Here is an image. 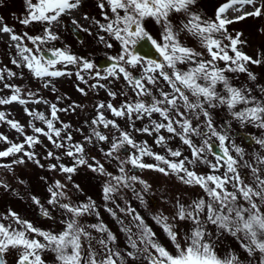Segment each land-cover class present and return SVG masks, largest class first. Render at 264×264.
<instances>
[{"label":"snow or ice","instance_id":"1","mask_svg":"<svg viewBox=\"0 0 264 264\" xmlns=\"http://www.w3.org/2000/svg\"><path fill=\"white\" fill-rule=\"evenodd\" d=\"M25 3L28 15L21 19L20 23L29 25L38 22L45 25L43 37L39 35L33 37L25 33L27 39L37 45L35 53L32 48L17 43L24 66L36 78L44 80L50 77L71 75L70 72L56 68L58 64L81 65V70L94 68L92 62L77 57L66 49H55L52 51V58H46L40 48V44L45 40L58 39L50 29L51 22L58 21L63 14L78 9L81 6V0H37L36 3H33V0H25ZM106 3L110 7L113 18L105 13V19L108 22L100 24L99 27L120 43L121 52L118 56L109 58L113 63L104 70L103 76L96 71L95 77L119 79L122 74L137 99L135 102L126 101L119 107L113 106L110 102L107 105L100 103L97 106L98 115L91 124H102L105 129L111 125L118 131L120 130L115 120L107 119L103 111H100L105 108L110 110L115 117H127L130 121L133 116L135 119H143L145 116L151 118L153 114H159L162 121L151 120V128L145 126L135 130L151 135L153 132L159 133L161 129H164L172 136L179 137L182 143L191 149L192 158L185 157L178 162L169 160L164 155L154 153L148 147L147 142L138 145L129 132L121 131L119 138L112 137L110 149L104 152L106 157H112L113 153L128 147L137 150L127 159L115 157L120 163V175H113L106 171L104 165L95 157L92 158L94 163H88L84 155V145L79 143L71 145L65 152V155L73 159L72 166L53 164L50 168L59 167L60 172L69 174L67 176L69 181L72 179L71 174L76 173L79 166H86L91 171L108 177L102 188L105 201L112 199V195L120 187H131L132 183L139 180L137 176H129L126 173V164H131L134 168L153 169L164 175L175 174L182 183L202 188L208 199L206 201L201 197L188 205L177 200L174 206L175 213L171 217L162 212L152 216L173 244L175 253L157 241L156 233L134 208L128 206L121 209V212H126L130 216L131 223L136 229L133 233L131 227L119 221L122 225L121 231L127 234L128 245L132 249L122 254L112 247L116 242V235L102 222L88 226L101 234H106V238L97 241L99 251L93 247L92 240L95 238L81 225L79 218L93 213L98 216L99 213L95 211V202L89 198L88 202L79 205L61 203L60 198L67 195L63 191L66 185L55 181L54 185L48 189L50 193L48 203L58 205L66 213L71 214L69 219L62 221L63 230L59 233L43 231L33 227L30 222L21 220L15 212L10 213L16 223L23 227L17 229L12 225L5 226L0 223V264H6L2 257L9 248L20 250L17 264H45L42 258V253L45 251L55 255L57 264H126V257L135 260L141 254L146 257L148 264H242L239 255L235 252L229 251L223 257L217 254L213 233L207 230L209 225L215 226L217 238L224 233L236 238L249 257L259 254L261 257L259 264H264V167H262L264 156L256 154V166L247 161L241 164L245 150L232 141L228 135L231 121L225 122L221 126L222 130L218 131L210 112V109L225 106L232 120L238 121L241 128L247 124L260 129L261 137L249 136L247 139L253 140L254 143L264 148V99L252 96L250 89L234 85L226 75L228 72L247 73L249 79L255 80V75L248 72L246 64L249 62L259 64L261 61L254 60L238 49L241 34L237 33L235 38L228 34L226 25L234 21L224 16L227 10L236 4L253 5L255 8L253 12L236 16V20L244 19L245 16H260L264 5L255 7L256 0H229L228 3L218 8L215 20H205L198 13L191 11L196 0H106ZM98 6L104 9L105 3L101 2ZM233 10L239 11L235 8ZM121 11L123 15L120 14ZM173 14H178L183 19H178L174 24L171 19ZM149 18L161 28L160 42L153 38L145 28V21ZM0 32L13 33V29L4 25L0 28ZM181 33L194 38L200 50L184 45L181 42ZM216 34H220V38H217ZM23 38L16 34L11 35L13 41L19 42ZM100 40L107 47H112L105 37L101 36ZM225 40L227 43L224 42ZM138 44L141 48L149 46L150 50L155 51L162 59H146L141 56L136 50ZM218 62H223L224 67H219ZM13 63L17 61L13 60ZM178 65L188 66L187 70H182ZM135 69H139L138 74L132 71ZM9 75H15V73L10 72ZM76 75L80 80H84L79 71ZM3 79V71L0 70V80ZM161 79L169 90L165 91L163 87H160ZM49 84L50 81L46 82L44 87H48ZM149 85L156 87L158 96L153 95ZM218 85L222 86L223 94L217 90ZM5 87L12 86L5 84ZM80 91L84 92L83 89ZM261 91L264 92V89ZM27 95L31 97L35 94L28 92ZM109 95L115 98L116 94L109 92ZM124 95H127V92ZM42 100L43 98H40L35 102L40 103ZM13 102L28 103L21 97L19 87H15L10 97L0 98V104L7 105ZM43 102L47 103V101ZM49 107L51 118H47L41 112L28 111L34 119L44 122L48 129L46 131L33 124V131L44 135L55 147L63 148L65 145L54 139V137H61L62 131L55 127L54 121L59 120L57 115L59 111L66 112L68 109H59L56 104H51ZM2 121H6L18 132H24V127L18 121L8 120L6 114L0 111V122ZM69 127L68 124L63 125L64 129ZM131 127L135 128L134 122ZM93 136L98 141L109 140V137L102 134L96 127L92 128V135L86 136L85 140L92 143ZM197 137L202 138L200 145L195 143L194 138ZM213 138L218 141V145L212 142ZM0 139L6 142L8 140L2 135ZM66 139L71 141V135L67 134ZM155 142L158 145H164L166 139L163 135H158ZM38 143H41L38 135H26L23 143H11L6 150L0 151V157L24 152L30 160L34 159L33 152L25 151V144L33 147ZM101 151L103 152V149ZM233 151L235 156L232 154ZM168 152L172 157L182 155L180 150L168 149ZM205 153H211L215 157L216 162L211 164L213 171L224 168L223 174L200 175L185 166V161L193 165L201 161L210 163ZM47 155L49 158L54 156L52 152H48ZM145 156L153 157L160 163H143ZM55 159L59 160L60 157L56 156ZM13 163L22 164L24 160L21 158ZM36 163L39 164V161L37 160ZM161 164L166 167H162ZM245 168L251 172V182H248L247 176H242ZM139 183L144 185L145 189L150 187L143 180H139ZM3 186L6 187V185ZM229 186L232 190H229ZM74 187L79 189V185H74ZM133 191L135 192L134 189ZM135 195L141 203H144L140 193H135ZM33 200L36 204L40 203L35 197ZM107 211L116 217V212L111 208ZM42 214L49 215L46 210H42ZM173 220L190 221V231L181 234L174 230V225L171 223ZM33 233L42 237L43 242L40 239L30 238ZM133 236L136 238L134 239Z\"/></svg>","mask_w":264,"mask_h":264},{"label":"rangeland","instance_id":"2","mask_svg":"<svg viewBox=\"0 0 264 264\" xmlns=\"http://www.w3.org/2000/svg\"><path fill=\"white\" fill-rule=\"evenodd\" d=\"M224 1L226 0H196V4L192 7L191 11L198 13L205 20H215L216 12ZM36 2L37 0H33V3ZM100 2L105 3V1L96 0V6H91V3L89 6V0L81 1V6L78 9L63 14L58 21L51 22L50 29L58 39L45 40L40 44L42 50L46 49L53 51L55 49H66L70 51L71 54L92 62L94 68L92 70H81V65L65 66L63 64H58L56 68L64 70L65 72H70L71 75L50 77L41 80L36 78L33 73L24 66L22 56L17 48V43L32 48L35 53L37 45L28 40L25 33L33 37L38 35L43 37L45 35L43 30L45 25L38 22H33L29 25L20 23V20L28 15L25 0H0V28L7 25L13 29V33L0 32V70L3 71L4 76V79L0 80V98L10 97L15 87H19L21 89V97L28 101L26 104H20L18 102L7 105L0 104V111L6 114L8 120L18 121L24 127V132L21 133L13 129L6 121L0 122V135L8 138L7 142L0 139V151L6 150L11 146V143H23L26 135H38L41 141V143L33 147H29L25 144V151L33 152L35 154L34 159L30 160L24 152L8 157H0V223L8 226L11 225V222H16L15 219L10 216V213L15 212L21 220L33 223V227L35 228L53 233L61 232L64 228L62 221L69 219L71 214L66 213V211L61 209L58 205H50L48 203L50 199L49 187H52L55 181H60L62 184L66 185L63 191L67 194L66 197L60 198L61 203L79 205L88 202L89 198L91 201L95 202V211L98 212L99 215L97 216L95 213L91 215L85 214L80 217L79 220L81 225L84 226L87 231L91 232L92 236L95 238L92 240V245L97 251H99L97 241L101 238H106V234H101L88 226L100 222L106 225L107 228L116 235V242L112 245L115 250L120 251L122 254L127 251H132L128 245L127 234L121 231L122 225L119 222L123 221V225L131 227L133 233L136 232L134 225L131 223L130 216L126 212H121V209L130 206L144 218L145 222L156 233L157 241L169 251L175 253L173 244L163 232L162 228L155 223L152 216L162 212L164 215L171 217L175 213L174 206L177 200L185 205L201 197L207 201L208 197L202 188L182 183L175 174L164 175L153 169L146 168H140L134 171L131 164H126L125 171L129 176H137L139 180L145 181L150 187L145 189L144 185L140 184L138 180L132 183L131 187H120L119 190L112 195V199L105 201L102 188L108 177L93 172L86 166H79L76 173L71 174L72 179L69 181L67 179L69 174L60 172L59 167H57V169L50 168V165L53 164L57 166L60 164L72 166L74 161L71 157L65 155V152L71 145L79 143L84 145V155L88 163H94L95 161H93L92 158L95 157L97 161L104 165L106 171L113 175H120V163L115 157L119 156L121 159H127L129 155L137 150L128 147L120 152L113 153L112 157H106L104 152L110 149L112 137L115 136L119 138L121 131L129 132L132 139L138 145L147 142L148 147L154 153L164 155L169 160L178 162L185 157L189 159L192 158L191 149L184 145L179 137L172 136L164 129H161L159 133L153 132L151 135L135 130L145 126L151 128V120H156L158 122L162 121L159 114H153L151 118L145 116L143 119H135V116H133L130 121L127 117H115L110 110L105 108L100 111H103L107 119L115 120L120 130L118 131L111 125L105 129L102 124H91L92 120L98 115L97 106L100 103L103 102L107 105L110 102L113 106L119 107L126 101L135 102L137 99L131 87L123 79L122 74L119 79H114L112 77L101 79L100 77H95L96 71H99L101 76H103L104 70L110 67H99L95 56L105 54L110 57H116L121 52L120 43L108 36V34L99 27L100 24H106L108 22L101 16L100 13L102 11H105L110 18H113L108 4L105 3L106 7L101 9L98 6ZM261 12L262 14L258 16L257 19L250 20L251 18H245L226 25L228 34H231L234 38L237 33L241 34L239 37L241 43L237 45L238 49L254 60L261 61L259 64H252L250 62L246 64L248 72L255 75V80L249 79L247 73H226L231 83L238 87L250 89V94L252 96H256L255 85H257L259 91L264 89V8L261 9ZM120 14L123 15V11H121ZM85 16L87 18H85ZM68 19L74 20L82 30L84 34L82 40H77L75 37L73 38L69 35L70 32L66 24ZM171 19L173 23L176 24L178 19H183V17L178 14H173ZM145 28L153 38L160 42L161 28L159 25L149 18L145 21ZM12 34L24 38L19 42L13 41L11 39ZM101 36L105 37V40L112 44L111 48L107 47L106 44L100 40ZM216 36L220 38V34H216ZM181 42L186 46L200 50L198 42L184 33H181ZM224 42L227 43L226 40ZM229 54L233 55L231 52H229ZM13 60L17 61V63H13ZM218 66L223 68L224 63L218 62ZM127 67L130 68V66ZM178 67L182 70H187L188 66L178 65ZM78 71L80 75L84 77L83 81L77 77L76 73ZM132 71L134 74L139 73V69ZM10 72L15 73V75H9ZM259 74L261 78H259ZM48 81H50L49 86L44 87V84ZM5 84L11 85L12 87H5ZM93 85L96 86L93 87ZM100 85L104 86L101 87ZM159 85L163 87L165 91L169 90L162 79L159 81ZM148 87L152 88L153 95L158 96V90L155 86L149 85ZM80 89H83L84 92H81ZM217 90L223 94L222 86L218 85ZM28 92H32L35 95L29 97L27 95ZM109 92H114L116 94L115 98L110 96ZM125 92H127V95H124ZM260 97H264V92L261 91L257 98ZM40 98H43L42 102L36 103L35 101ZM43 101H47V103ZM51 104H56L59 109H68L66 112L59 111L57 113L59 120L54 121L55 127L62 129L61 137H54V139L58 142H62L65 145L63 148L55 147L44 135L34 133L33 124L36 127L44 128L46 131L48 129L44 122L39 119H34L28 114V111L41 112L47 118H51L49 107ZM73 108L75 109L74 111ZM210 112L214 125H216L218 131H221V126L223 125L221 120L222 116H226V120L230 121L227 118V108L225 106H220L215 109H210ZM201 121H203V117H201ZM133 122L135 128L131 127ZM64 124H68L70 127L64 129ZM93 127H96L102 134L108 136L109 140L98 141L93 136L92 143H88L85 137L92 135ZM242 129L252 132L257 137H261L262 135L261 130L252 125L246 124ZM233 130L234 128L231 127L228 135L232 141L245 150L244 158L240 161L241 164L247 161L249 164L256 166V154L264 156V148L259 144L250 145L235 138ZM67 134L71 135V141L66 139ZM158 135H163L165 137L166 143L164 145L156 144L155 140ZM194 139L197 145L202 143V138L197 137ZM102 149L103 152L101 151ZM168 149L180 150L182 153L181 157H172ZM48 152H52L54 156L49 158L47 155ZM210 154L211 153H205L210 163H203L201 161L193 165L185 161V166L200 175L223 174L225 171L224 168H220L216 172L211 168V164L215 163L216 160L215 157ZM232 154L234 156L236 155L234 151ZM56 156H59L60 159H55ZM21 158H23L24 163H13V161L20 160ZM237 159H239V157H237ZM37 160L39 164L36 163ZM143 163L156 164L160 162L154 160L153 157L145 156L143 157ZM6 165L10 167H5ZM41 165L43 167H41ZM161 166L166 167L163 164H161ZM242 176H247L248 182H251V172L249 169H243ZM3 185H6V187ZM74 185H79V189L75 188ZM229 190H232L230 186ZM135 193H140L143 196L144 203H141V201L136 198ZM33 197L39 199L40 203L36 204ZM153 198L157 200L155 204L152 202ZM32 205H34L33 210L30 209ZM108 208L116 212V217H113L112 214L107 211ZM21 210L26 218H24V215L20 212ZM37 210H46L49 215L41 220L36 219L35 213ZM171 223L174 225V230L181 234L190 231V221L173 220ZM12 227L22 229L23 226L15 225V227ZM207 230L213 233L218 255L223 257L229 251H232L239 255L242 264H259L261 259L259 254L253 256V260L251 261V258L240 247V243L236 238L226 233L220 234L217 238L215 226L209 225ZM31 238H37L43 242V238L36 234ZM133 238L135 239L136 237L133 236ZM19 252V249L9 248L5 252L7 260L10 263L15 262L19 256ZM42 258L45 263L57 264L55 255L49 251L42 253ZM126 264H148V261L146 257L141 254L135 260L126 257Z\"/></svg>","mask_w":264,"mask_h":264},{"label":"water","instance_id":"3","mask_svg":"<svg viewBox=\"0 0 264 264\" xmlns=\"http://www.w3.org/2000/svg\"><path fill=\"white\" fill-rule=\"evenodd\" d=\"M78 34V33H77ZM141 43H143V42H141ZM136 50H137V52L138 53H140V54H143V55H146V56H150V57H152V58H155V59H157V56L155 55V54H157L155 51H153V50H150V47L149 46H144L143 48H141V46L138 44L137 46H136ZM43 54H44V56H47V54H46V52H43ZM244 136H245V138H246V141L247 142H251L252 140H249V139H247V137H249V136H251V134H249V133H244ZM252 137V136H251ZM215 144V143H214ZM39 215V217L40 216H43V214L41 213V214H38ZM3 258V257H2Z\"/></svg>","mask_w":264,"mask_h":264},{"label":"flooded vegetation","instance_id":"4","mask_svg":"<svg viewBox=\"0 0 264 264\" xmlns=\"http://www.w3.org/2000/svg\"><path fill=\"white\" fill-rule=\"evenodd\" d=\"M97 1H99V0H97ZM102 1H105V3H106V0H102ZM89 3H92L93 5H97L96 0H89ZM106 4H105V7H106ZM104 13H105V11H104ZM222 121H223V124H225V118H222ZM238 124H239L238 122H233V121L231 122V126H233V125L236 126Z\"/></svg>","mask_w":264,"mask_h":264}]
</instances>
